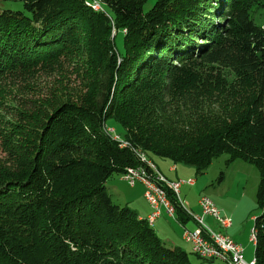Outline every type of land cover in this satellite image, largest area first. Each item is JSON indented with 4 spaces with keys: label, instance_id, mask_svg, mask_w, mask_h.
<instances>
[{
    "label": "trees",
    "instance_id": "1",
    "mask_svg": "<svg viewBox=\"0 0 264 264\" xmlns=\"http://www.w3.org/2000/svg\"><path fill=\"white\" fill-rule=\"evenodd\" d=\"M0 1L23 3L0 10V264H191L106 184L157 160L203 174L225 154L259 170L264 264V0ZM42 73L55 88L32 95Z\"/></svg>",
    "mask_w": 264,
    "mask_h": 264
},
{
    "label": "rangeland",
    "instance_id": "2",
    "mask_svg": "<svg viewBox=\"0 0 264 264\" xmlns=\"http://www.w3.org/2000/svg\"><path fill=\"white\" fill-rule=\"evenodd\" d=\"M100 5L102 8L104 7L102 3H100ZM150 5L151 4H149L146 8L148 9ZM2 9L22 10L23 3L0 1V10ZM257 21L258 23L264 24V14L259 15ZM116 47L117 50L123 52L124 46L122 34H119L117 37ZM67 64L72 66L69 67L68 71V76L71 77L69 84L73 86L72 88H74L75 91L81 90L82 86L80 81H78L76 74H71L74 65L77 64ZM36 83V90L34 89L32 95L37 93L38 95L43 96L55 88L56 80L55 78L48 76L47 73H42L36 80ZM19 89H21L19 82L17 84L16 82H12L11 84H7L5 86L8 99L14 100L9 102L13 105L15 102L27 105V97H32V95L29 94L31 92L24 88L22 90L23 94H21ZM7 113L10 114L6 117L7 123L17 121L12 114L14 113V109L7 108ZM113 127L117 128L118 131H121V128L115 124H113ZM113 132L114 131H111V133ZM116 138L122 141L121 134L120 136H116ZM7 155L8 153L4 151L0 141V159L8 158ZM149 158L154 160L160 159L155 156H151ZM229 159V155H222L213 161L208 170L199 175L196 174L194 168L180 164L182 167L190 170L192 174L191 176H180V178L177 179V182H191L195 180V185H185L183 188L181 187L179 198L182 200L181 202L183 203V206L194 214L201 213L198 201L202 196L210 198L218 206V208L222 209L228 216V210H235L237 212L236 218L231 216L234 218V228L232 230V234H237L236 242L244 247L245 262L252 264L256 262L255 245L252 242H249V239L251 237V229L252 231L254 230L255 218L262 213L257 205V190L260 182V173L258 168L253 164H248L242 160L229 162ZM106 187L115 204L128 206L134 210L137 208L139 210L150 209L148 202L145 200V187L142 184L131 186L122 176L116 175L113 179L108 181ZM163 218L164 219L161 220V226L165 235L161 234L160 238L165 242L167 247H170L169 244L171 243L167 242L166 239L172 238L174 241H178L181 244L177 246L189 254L191 264H224L220 261H208L199 258L193 253L191 246L182 240L185 230L183 226H185L188 230L196 228V224L193 220H189L185 225H182L177 221V215L172 218L169 214L164 213ZM209 221L212 222L214 220L212 218L205 219L207 224H209ZM215 225H218L222 230L217 232L224 234L223 226H221L220 223H215Z\"/></svg>",
    "mask_w": 264,
    "mask_h": 264
},
{
    "label": "built area",
    "instance_id": "3",
    "mask_svg": "<svg viewBox=\"0 0 264 264\" xmlns=\"http://www.w3.org/2000/svg\"><path fill=\"white\" fill-rule=\"evenodd\" d=\"M96 2L101 7L100 2ZM131 186L137 183L145 187V199L152 208L150 216L151 223H155L163 212L169 214L170 217L176 216V210L173 202L169 197V192L181 202L179 198L180 187L183 184L193 186V182L169 183L156 170L154 165L149 164V168H130L122 176ZM200 214H194L189 211V216L196 224V228L188 230L185 228L183 239L191 245L192 251L196 255H200L201 259L208 261H220L224 264H248L244 260V249L241 244L235 242L231 238H224L214 234L213 228L205 223V218L210 217L215 223H220L226 228L232 227V219L223 216L220 209L210 199L202 196L199 199ZM250 241L253 243V232L251 229ZM252 264H255L252 263Z\"/></svg>",
    "mask_w": 264,
    "mask_h": 264
},
{
    "label": "crops",
    "instance_id": "4",
    "mask_svg": "<svg viewBox=\"0 0 264 264\" xmlns=\"http://www.w3.org/2000/svg\"><path fill=\"white\" fill-rule=\"evenodd\" d=\"M156 165H157V170L159 171V173L161 175H163L169 182H174L175 183V182H177V179L180 178V176H182V175H184V176H191V174H192V172L190 170L186 169L185 167H182L180 164L175 165V164H172L169 161L157 160V164ZM185 185H187V184H184L181 187L183 188ZM181 187H180V189H181ZM135 211L139 214L140 218L141 219H144V220L148 219L150 217L149 215L152 213L151 207H150L149 210H146V209L139 210L137 208ZM220 211H221V213H222L223 216H227V217H229V218L232 219V227L229 228V229H227V230H224L223 229L224 227H223L222 228L223 229V233L226 234V235H228L232 240H234L236 242L237 234L236 233H235V235L232 234V230L234 228L233 223H234V218H236V216H237V212L235 210H228V213H229V216H228L227 213L225 214V212L222 209H220ZM164 213L165 212H163V215L159 219H157L154 224L150 225L151 227L154 228L155 232L158 234L159 237L161 236V234L165 235V232L163 231L162 226H161V220L164 219L163 218L164 217ZM231 216H233L234 218L231 217ZM209 218L210 217H206L205 219H209ZM208 223H209L208 225L211 228H213L215 231H222L221 228L218 225H215V222L214 221H212V222L209 221ZM183 227L185 229V226H183ZM182 240H183V236H182ZM166 241L169 242V243H171V244H169V246L172 247V248L173 247H179L177 245H179L180 243L178 241H174L172 238H168V239H166ZM249 242H251L250 239H249ZM186 244H188V243H186Z\"/></svg>",
    "mask_w": 264,
    "mask_h": 264
},
{
    "label": "bare ground",
    "instance_id": "5",
    "mask_svg": "<svg viewBox=\"0 0 264 264\" xmlns=\"http://www.w3.org/2000/svg\"><path fill=\"white\" fill-rule=\"evenodd\" d=\"M91 7H92V9L93 10H95L96 12H100L101 10H102V7H100V6H98V4L96 3V2H92V5H91ZM111 131V130H110ZM150 164H152V163H150ZM152 165H154V164H152ZM154 167L156 168V166L154 165ZM148 168H149V164H148ZM156 170H157V168H156ZM157 172L159 173V171L157 170ZM160 174V173H159ZM161 175V174H160ZM163 178H165L163 175H161ZM165 180L167 181V182H169L166 178H165ZM127 182V181H126ZM179 182H181V181H179ZM191 182H193V181H191ZM169 183H174V182H169ZM175 183H178V182H175ZM182 183H185V182H182ZM137 184H140V183H137ZM136 185V184H135ZM134 185V186H135ZM184 185V184H183ZM144 186V185H143ZM145 192H146V190H145ZM206 198H208V197H206ZM150 206V205H149ZM198 206H199V201H198ZM151 207V206H150ZM200 208V207H199ZM152 209V208H151ZM147 221H148V223H149V225H152L153 223H151V221H150V217L148 218V219H146ZM224 227V229H229V228H226L225 226H223ZM213 232H214V234H216V235H219V236H224V238H230L229 236H227V235H224V234H222V233H220V232H217V231H215V230H213ZM253 243L254 244H256V238H257V231L254 229L253 231ZM184 240V239H183ZM187 243V242H186ZM189 244V243H188ZM190 245V244H189ZM191 246V245H190ZM243 247V246H242ZM244 249V248H243ZM244 255H245V251H244ZM199 258H200V255H197ZM256 263V262H255Z\"/></svg>",
    "mask_w": 264,
    "mask_h": 264
}]
</instances>
